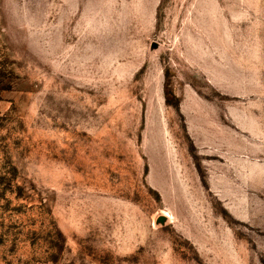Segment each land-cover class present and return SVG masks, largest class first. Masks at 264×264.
I'll return each instance as SVG.
<instances>
[{"label":"rangeland","instance_id":"374dc122","mask_svg":"<svg viewBox=\"0 0 264 264\" xmlns=\"http://www.w3.org/2000/svg\"><path fill=\"white\" fill-rule=\"evenodd\" d=\"M10 167L0 264H264V0H0Z\"/></svg>","mask_w":264,"mask_h":264},{"label":"trees","instance_id":"16d2710c","mask_svg":"<svg viewBox=\"0 0 264 264\" xmlns=\"http://www.w3.org/2000/svg\"><path fill=\"white\" fill-rule=\"evenodd\" d=\"M15 169L12 167H10L5 173H3V176L0 173V184H2L4 182V180L8 181V188H12L11 186H14L12 184V180L14 178L15 175ZM8 175V178H6V176ZM17 189H19V187H17Z\"/></svg>","mask_w":264,"mask_h":264},{"label":"water","instance_id":"95a60500","mask_svg":"<svg viewBox=\"0 0 264 264\" xmlns=\"http://www.w3.org/2000/svg\"><path fill=\"white\" fill-rule=\"evenodd\" d=\"M158 222L162 223L163 222V219L159 220Z\"/></svg>","mask_w":264,"mask_h":264}]
</instances>
